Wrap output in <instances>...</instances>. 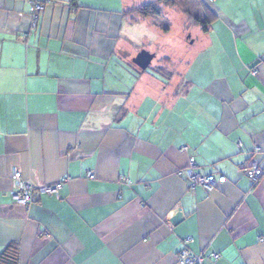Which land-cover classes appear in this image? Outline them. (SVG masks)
Returning a JSON list of instances; mask_svg holds the SVG:
<instances>
[{"label":"crops","instance_id":"1","mask_svg":"<svg viewBox=\"0 0 264 264\" xmlns=\"http://www.w3.org/2000/svg\"><path fill=\"white\" fill-rule=\"evenodd\" d=\"M30 9L0 0V255L179 264L192 238L204 264H264V179L241 171L264 168V0H50L35 30ZM192 158L226 183L191 190ZM14 169L59 197L13 203Z\"/></svg>","mask_w":264,"mask_h":264},{"label":"built area","instance_id":"2","mask_svg":"<svg viewBox=\"0 0 264 264\" xmlns=\"http://www.w3.org/2000/svg\"><path fill=\"white\" fill-rule=\"evenodd\" d=\"M214 1V0H211ZM50 0H31V23L33 30H35L39 24L40 17L44 13L45 8ZM241 145H239L240 147ZM186 149H183L185 151ZM255 152H259L257 148ZM242 173L247 176L252 183L253 187H256L264 179V168H262L256 162H249L242 166ZM179 176L185 175L190 182V189L203 188L207 192H210L217 188L218 185L226 183V177L216 175H205L198 168L195 160L192 158L189 161L188 167L178 172ZM89 178L94 179L93 173H89ZM65 180L59 181L54 185L48 186H36L32 181L23 177L22 173L18 169H14L12 174V202L18 205L29 207L35 204L40 196L48 195L53 197H59L60 190ZM125 185L131 186V181L123 180ZM264 241L263 239L261 240ZM193 243L192 238H187L183 241V249L178 254L179 264H204V254H195L190 245ZM213 259H218L217 253H212Z\"/></svg>","mask_w":264,"mask_h":264},{"label":"trees","instance_id":"3","mask_svg":"<svg viewBox=\"0 0 264 264\" xmlns=\"http://www.w3.org/2000/svg\"><path fill=\"white\" fill-rule=\"evenodd\" d=\"M162 1V0H159ZM138 13L142 17L159 15L157 3H152L139 9ZM206 30V23H202ZM19 247L16 244L7 247L0 255V264H19Z\"/></svg>","mask_w":264,"mask_h":264},{"label":"water","instance_id":"4","mask_svg":"<svg viewBox=\"0 0 264 264\" xmlns=\"http://www.w3.org/2000/svg\"><path fill=\"white\" fill-rule=\"evenodd\" d=\"M154 59V56L152 54H150L149 52L147 51H142L140 52L137 57L134 59V63L140 68L142 69L143 71L147 70L152 61ZM183 220V212L182 210L180 209L177 214L175 215L174 217V221L179 223Z\"/></svg>","mask_w":264,"mask_h":264},{"label":"rangeland","instance_id":"5","mask_svg":"<svg viewBox=\"0 0 264 264\" xmlns=\"http://www.w3.org/2000/svg\"><path fill=\"white\" fill-rule=\"evenodd\" d=\"M155 19H156L157 24H159L161 27H165V25H167V19L165 17H163V16L162 17H156ZM195 34H196V31L193 32V35H195ZM197 36H199V34H197L196 37ZM141 50H143V49H141ZM156 65H157V62L155 61L153 63L154 68ZM150 70H152V69H150Z\"/></svg>","mask_w":264,"mask_h":264}]
</instances>
